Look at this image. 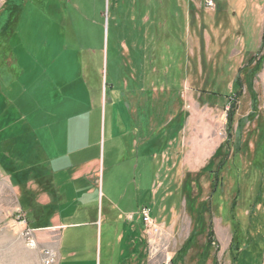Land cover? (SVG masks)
<instances>
[{"label": "rangeland", "instance_id": "1", "mask_svg": "<svg viewBox=\"0 0 264 264\" xmlns=\"http://www.w3.org/2000/svg\"><path fill=\"white\" fill-rule=\"evenodd\" d=\"M214 3L0 0V170L50 126L59 152L98 156L113 199L197 204L181 264H264V0ZM28 228L0 174V264H41Z\"/></svg>", "mask_w": 264, "mask_h": 264}, {"label": "crops", "instance_id": "2", "mask_svg": "<svg viewBox=\"0 0 264 264\" xmlns=\"http://www.w3.org/2000/svg\"><path fill=\"white\" fill-rule=\"evenodd\" d=\"M172 121L173 118L168 120L167 125ZM49 129L44 135L35 131L31 164L6 172L0 170L24 208L38 247L55 249L56 264H159L162 260L165 264H181V246L187 239H194L188 229L181 244V208L186 211V207L197 208V204L190 200L181 204L180 199L179 205L167 203L172 195L165 197L169 193L165 189L158 215L151 216L154 210L150 211L160 235L147 236L139 210L123 202L127 190L123 189L124 194L117 200L112 191H105L98 156L85 157V146L66 150V136L59 152V143L50 126ZM176 163L180 177L181 158L168 170L172 172ZM177 187L180 190L181 184ZM171 240L175 247L169 255L166 249Z\"/></svg>", "mask_w": 264, "mask_h": 264}, {"label": "built area", "instance_id": "3", "mask_svg": "<svg viewBox=\"0 0 264 264\" xmlns=\"http://www.w3.org/2000/svg\"><path fill=\"white\" fill-rule=\"evenodd\" d=\"M203 3L209 9H213L215 7L214 0H203ZM139 214L145 225V231L147 236L153 238L158 237L160 235V228L151 218L149 208L147 206H142L139 209ZM32 232L33 229L30 228H28L26 231L27 245L33 248H38L37 241ZM39 253L41 264H56L57 253L55 249L51 247H40Z\"/></svg>", "mask_w": 264, "mask_h": 264}, {"label": "trees", "instance_id": "4", "mask_svg": "<svg viewBox=\"0 0 264 264\" xmlns=\"http://www.w3.org/2000/svg\"><path fill=\"white\" fill-rule=\"evenodd\" d=\"M263 36H264V30H263ZM239 82L238 77L235 80V84ZM207 242L209 243L211 241V237H212V230L210 229L207 233ZM189 243H190V239H187V241L181 246V249H185L186 247H189ZM186 250V249H185ZM172 262V260H171Z\"/></svg>", "mask_w": 264, "mask_h": 264}]
</instances>
